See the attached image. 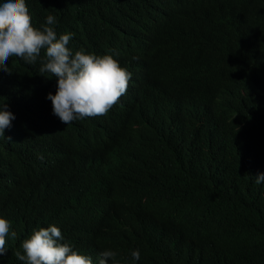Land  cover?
Returning <instances> with one entry per match:
<instances>
[{
	"label": "clouds",
	"instance_id": "clouds-1",
	"mask_svg": "<svg viewBox=\"0 0 264 264\" xmlns=\"http://www.w3.org/2000/svg\"><path fill=\"white\" fill-rule=\"evenodd\" d=\"M1 1L0 70L10 73V57H18L29 65L39 59L38 73L57 79L56 93H48L47 99L61 123L51 148L27 147L2 163L5 175L16 170L14 158L30 167L31 176L24 179L16 195L19 204L35 210L37 217L23 214L22 219L28 224L21 232H15L11 221L0 217V257L9 250V242L14 241L15 264H131L117 224L81 214L80 206L70 204L58 193L86 190L91 197L90 207L112 212L115 205L109 201L102 181L106 169L119 175L158 179L168 173L150 174L145 168L166 152L194 158L197 155L193 149L212 155L234 151L229 160L242 148L246 156L257 154L253 134L242 138L236 134L255 132L264 121V22L246 34L215 77L185 87L177 81L165 82L154 63L163 61L166 74L182 72L189 65L187 54L181 51L183 46L189 45L198 54L208 52L211 42L201 51L193 43L196 36L211 34L217 39L222 32L218 23L212 29L208 26L215 21L204 16L208 0H165L183 6L190 13V21L178 22L172 33L158 36L144 58L132 64L122 63L110 54L96 55L84 49L73 52L68 47L73 34L58 37L54 15H48L45 24L37 28L26 0ZM144 30L137 20L133 54L139 49ZM141 103L146 104L150 117L136 133L130 113L135 104ZM15 118L6 103L0 105V136ZM119 124V134L139 153L108 165L97 151L93 128L101 125L113 129ZM66 128V133H60ZM262 182L264 173L255 180L256 184ZM65 217L76 222V237L65 230ZM150 221L146 220L148 224ZM140 255L139 250L131 252L133 260L138 261Z\"/></svg>",
	"mask_w": 264,
	"mask_h": 264
},
{
	"label": "trees",
	"instance_id": "trees-1",
	"mask_svg": "<svg viewBox=\"0 0 264 264\" xmlns=\"http://www.w3.org/2000/svg\"><path fill=\"white\" fill-rule=\"evenodd\" d=\"M208 2L204 16L215 20L208 26L212 29L218 23L221 34L217 39L211 34L194 38L197 51L211 42L205 54L183 46L181 51L187 54L189 65L182 72L166 74L163 61H156L154 65L165 82L177 81L191 87L215 77L246 34L264 22V0ZM26 4L34 27L41 28L46 17L54 15L57 36L73 34L68 45L73 52L84 49L96 55L110 54L126 64L141 61L158 36L172 33L178 22L190 21V13L183 6L165 0H26ZM137 20L145 30L144 38L138 42L139 49L133 54ZM7 64L10 73L0 70V105L6 103L16 118L0 136V217L11 221L14 231L21 232L28 224L22 219L23 214L37 217L35 210L19 204L16 195L24 179L31 176L30 167L14 158L16 170L5 175L2 163L27 147L51 148L61 121L53 115L52 102L47 99L48 93H56L57 79L38 73L39 59L35 65H29L18 57H10ZM130 116L138 133L150 114L146 104L141 103L135 104ZM121 130L122 124L113 129L101 125L93 128L97 151L108 165L139 153L119 134ZM250 134L255 139L257 154L246 156L242 148L233 160L229 158L234 151L212 155L193 149L197 155L194 158L163 153L145 168L150 174L168 173L158 179L119 175L106 169L102 181L109 201L115 205L112 212L90 207L91 197L86 190H64L58 196L80 206L83 215L117 224L122 229L124 251L129 253L131 264H264V182L255 183L256 176L264 173V121L255 132L245 131L236 136ZM63 226L76 237L75 221L65 217ZM134 250L140 251L138 261L131 257ZM14 252V241H10L0 264H15Z\"/></svg>",
	"mask_w": 264,
	"mask_h": 264
}]
</instances>
